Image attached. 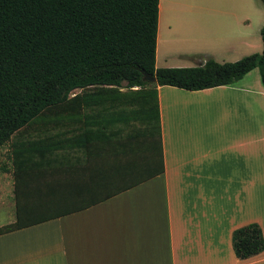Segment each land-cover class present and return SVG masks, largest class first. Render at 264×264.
Masks as SVG:
<instances>
[{"label":"crops","instance_id":"0c3cea01","mask_svg":"<svg viewBox=\"0 0 264 264\" xmlns=\"http://www.w3.org/2000/svg\"><path fill=\"white\" fill-rule=\"evenodd\" d=\"M241 1L158 0L154 66L244 56L237 50L246 41L243 23L225 24L216 36L206 21L214 13L236 19ZM156 98L163 171L84 209L1 231L0 264H264V249L239 259L231 246L233 229L249 222L264 239V90L257 69L200 90L157 85ZM7 151L0 155V228L15 220L14 185L20 194L41 179L30 168L35 155L15 158L21 170Z\"/></svg>","mask_w":264,"mask_h":264},{"label":"trees","instance_id":"16d2710c","mask_svg":"<svg viewBox=\"0 0 264 264\" xmlns=\"http://www.w3.org/2000/svg\"><path fill=\"white\" fill-rule=\"evenodd\" d=\"M157 13L158 0H0V148L13 143L16 169L24 167L19 154L35 155L30 168L41 178L22 197L14 185L15 220L0 232L84 209L161 173L157 85L200 90L256 68L264 90V23L259 53L155 67ZM74 89L81 92L68 97ZM61 105L65 125L23 130ZM231 246L239 259L261 252L259 225L233 229Z\"/></svg>","mask_w":264,"mask_h":264},{"label":"rangeland","instance_id":"374dc122","mask_svg":"<svg viewBox=\"0 0 264 264\" xmlns=\"http://www.w3.org/2000/svg\"><path fill=\"white\" fill-rule=\"evenodd\" d=\"M221 13H214L210 17L206 19L207 23L214 24L216 27H212L211 30L214 32L216 36L223 35L225 32L222 28H224L225 24L227 26H235L238 23L244 24V33H245V44L242 47H239L237 50L239 55H247L250 53H259L261 51V40L259 35V29L264 23V8L260 0H242L238 3V11L235 12L236 19L232 18L231 14ZM235 30V28H234ZM233 30V32H234ZM231 31V30H230ZM238 55V54H237ZM236 53L232 55L226 56L224 62H231L229 61L230 58L235 57ZM219 57V56H218ZM81 92L80 89L72 90L68 97L73 96L74 94H79ZM61 106H54L49 109L43 111L42 115L34 120L33 122L26 125L23 130L24 131H31L35 128H39L41 126L52 127V126H62L65 125L64 119H61V115L64 111H62ZM246 109L252 110L250 108L249 103L246 101ZM61 122V123H60ZM13 143L8 141L4 144L2 148H6L11 151ZM5 150L0 155L2 157H7L8 151ZM4 160V159H2ZM4 162V161H3ZM34 182V181H33ZM14 213V207H12Z\"/></svg>","mask_w":264,"mask_h":264},{"label":"water","instance_id":"95a60500","mask_svg":"<svg viewBox=\"0 0 264 264\" xmlns=\"http://www.w3.org/2000/svg\"><path fill=\"white\" fill-rule=\"evenodd\" d=\"M142 79L146 80V81H150V82H155V77L154 76H148L147 74H143Z\"/></svg>","mask_w":264,"mask_h":264}]
</instances>
